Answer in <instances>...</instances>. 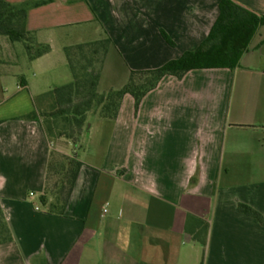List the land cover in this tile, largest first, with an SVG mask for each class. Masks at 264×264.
<instances>
[{
    "label": "crops",
    "instance_id": "1",
    "mask_svg": "<svg viewBox=\"0 0 264 264\" xmlns=\"http://www.w3.org/2000/svg\"><path fill=\"white\" fill-rule=\"evenodd\" d=\"M231 1L264 15V0ZM218 6L52 0L25 21L49 53L30 62L20 43L0 37V207L12 236L0 245V264H264V225L238 210L246 205L264 217V26L234 68L165 76L137 112L126 95L115 120L90 126L63 216L39 201L55 147L39 121L23 119L34 111L32 98L49 91L56 62L55 84L70 82L64 48L107 36L98 90H118L131 71L196 50ZM111 53L121 72L101 89ZM189 216L208 224L204 248L186 231Z\"/></svg>",
    "mask_w": 264,
    "mask_h": 264
},
{
    "label": "trees",
    "instance_id": "2",
    "mask_svg": "<svg viewBox=\"0 0 264 264\" xmlns=\"http://www.w3.org/2000/svg\"><path fill=\"white\" fill-rule=\"evenodd\" d=\"M51 2L52 0H27L11 5L0 0V37L12 43H20L30 62L49 53L50 47L38 44L34 34L26 30V14L30 9ZM218 10L217 19L206 40L196 50L186 52L179 59L171 60L157 69L131 71L127 84L119 90L105 93L98 90L103 65L111 45L107 36L97 41L64 48L70 82L34 96V111L23 119L39 121L51 142L64 137L72 140L76 147L81 137L88 132V127L85 126L87 116L91 114L100 119L115 120L126 95L133 98L137 112L141 100L165 76L181 78L192 70L234 68L256 30L264 26V15H256L231 0H219ZM161 34L168 45L174 46L164 32ZM59 124L71 128L70 133L66 134L65 130L61 132L57 128ZM81 166L82 163L75 156L68 158L51 151L45 186L39 198L41 205H48L49 213L64 215ZM238 210L264 225V217L252 208L240 204ZM190 220H193L191 226ZM186 231L194 242L202 248L205 247L208 232L206 222L189 216ZM11 241L12 236L0 207V245Z\"/></svg>",
    "mask_w": 264,
    "mask_h": 264
},
{
    "label": "rangeland",
    "instance_id": "3",
    "mask_svg": "<svg viewBox=\"0 0 264 264\" xmlns=\"http://www.w3.org/2000/svg\"><path fill=\"white\" fill-rule=\"evenodd\" d=\"M22 48H23V46H22ZM23 50H24V48H23ZM61 56V58H65V56H64V53L63 54H61L60 55ZM60 64L58 63V62H56V69L54 70V73H53V71L50 73V75H49V77L51 78V86H50V88H49V90L50 89H53L54 87H57V86H60V84H55V83H57V82H54V81H56L55 79V77L56 76H58L59 75V69H60V66H59ZM68 68V67H67ZM68 72H69V69H68ZM121 72V68H120V64H119V61H118V58L116 57V55H115V53H111L110 55H109V57H108V63H107V67H106V73H105V75H106V78L104 79V81H103V83H102V85H101V89H102V87L104 86V87H106L107 85H110L109 84V81L115 76V75H117V74H119ZM69 74H70V72H69ZM29 77V74H26V78H28ZM71 77V76H70ZM128 80H129V77H128V79L126 80V81H124L123 83L124 84H122V86H121V88H119V89H122L126 84H127V82H128ZM107 81H108V83H107ZM115 83V82H114ZM103 87V88H104ZM118 89V90H119ZM100 90V89H99ZM15 92L16 91V87L14 86L13 87V89L12 90H9V92ZM97 120H101L100 118H98L97 116H94V115H91V114H89L88 116H87V118H86V127H90V126H96V121ZM60 125V124H59ZM61 132H65L66 131V134H69L70 133V129L71 128H68V127H66V126H58L57 127ZM65 130V131H64ZM87 138H88V135H87V133H85L84 135H83V143L80 141L78 144H77V146L76 147H74V145H73V142H72V140H68V139H66V138H64V137H62V138H58V139H55L54 141H52L53 142V145H54V150H52V151H54V152H56L57 154H60V155H62V156H66V157H68V158H70V157H73V156H75V154H77V153H79L78 151H79V146L80 145H84L85 144V141L87 140ZM74 154H73V153ZM52 182V181H51Z\"/></svg>",
    "mask_w": 264,
    "mask_h": 264
},
{
    "label": "built area",
    "instance_id": "4",
    "mask_svg": "<svg viewBox=\"0 0 264 264\" xmlns=\"http://www.w3.org/2000/svg\"><path fill=\"white\" fill-rule=\"evenodd\" d=\"M30 195H32V194H30Z\"/></svg>",
    "mask_w": 264,
    "mask_h": 264
}]
</instances>
